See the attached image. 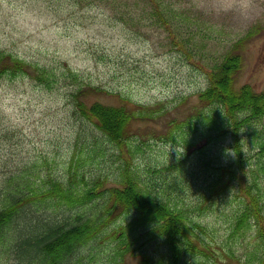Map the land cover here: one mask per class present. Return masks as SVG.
I'll return each mask as SVG.
<instances>
[{"label":"trees","instance_id":"1","mask_svg":"<svg viewBox=\"0 0 264 264\" xmlns=\"http://www.w3.org/2000/svg\"><path fill=\"white\" fill-rule=\"evenodd\" d=\"M58 2L102 4L106 20L147 22L181 54L191 52L182 14L164 0ZM237 46L206 71L194 103L184 97L176 104H136L117 95L107 104L90 98L98 87L73 84L67 127L75 152L61 177L48 176L37 186L24 174L29 169L6 163L0 148V264L7 257L14 264H264V120L257 124L264 119V91L235 90ZM17 74L46 88L53 87L50 77L55 80L50 70L0 51V77ZM136 123L144 128L133 129ZM8 136V130L0 133V139ZM148 139L178 144L182 152L173 162L142 167L134 159ZM107 153L118 155L119 164L104 186L106 176L88 175L85 163ZM81 160L87 173L77 168ZM197 184L192 198L187 190ZM228 198L233 205L222 209L221 229L199 221L210 201L226 208Z\"/></svg>","mask_w":264,"mask_h":264},{"label":"rangeland","instance_id":"2","mask_svg":"<svg viewBox=\"0 0 264 264\" xmlns=\"http://www.w3.org/2000/svg\"><path fill=\"white\" fill-rule=\"evenodd\" d=\"M50 2L0 0V51L50 70L55 77L48 80L54 83L52 88L23 75L0 77V133L9 132L6 140L0 139L3 157L9 166L29 169L24 174L37 186L48 176L66 173V163L75 152L68 135L67 111L69 92L78 81L98 87L101 92L90 98L107 104H115L117 95L136 104H176L184 97L194 103L204 87L206 71L236 44L239 67L234 74L235 90L248 85L256 92L264 91V0H164L166 6L182 14L186 49L191 51L184 54L152 24L127 26L106 20L100 13L107 12L102 4L78 8L69 2ZM68 70L76 79L66 77ZM263 120L257 124L261 126ZM141 128L133 125L135 130ZM223 142L225 149L228 145ZM204 143L202 140L198 146ZM249 144L247 137L243 145L248 153ZM215 151L221 158L228 156V150ZM181 152L178 144L148 139L134 161L142 167L165 164ZM97 153L103 155L102 150ZM117 157L111 159L107 153L86 162L89 173L82 160L77 168L88 175L106 176L107 186L114 181ZM196 186L199 188L197 184L186 194L194 198ZM207 205L199 221L221 229V211L230 210L231 198L226 208L211 201ZM6 264L14 262L7 257Z\"/></svg>","mask_w":264,"mask_h":264}]
</instances>
